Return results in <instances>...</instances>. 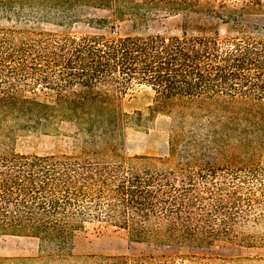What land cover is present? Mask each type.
I'll return each mask as SVG.
<instances>
[{
    "label": "trees",
    "instance_id": "trees-1",
    "mask_svg": "<svg viewBox=\"0 0 264 264\" xmlns=\"http://www.w3.org/2000/svg\"><path fill=\"white\" fill-rule=\"evenodd\" d=\"M241 1L240 10L264 12V0ZM75 5L112 9L118 18L214 11L211 0H0V12L19 16ZM225 9L216 16L235 22L238 10ZM104 23L97 21L96 28ZM182 26L180 34L81 36L0 27V119H80L86 141L94 142L111 138L121 128L119 119L140 126L159 113L184 116L195 105L224 131L188 140L176 133L168 158H124L111 142L73 154L0 152V233L35 237L62 251L80 223L95 218L126 231L131 241L156 247H203L218 239L264 245V165L236 164L241 155L264 152V135L229 134L237 121L264 120L263 28L238 29L221 39ZM132 82L153 91L147 116L118 107L120 91ZM37 86L53 91V100L26 95ZM213 155L227 161L213 162ZM244 262L187 255L180 264ZM66 263L179 264L164 254L71 259L65 252Z\"/></svg>",
    "mask_w": 264,
    "mask_h": 264
},
{
    "label": "rangeland",
    "instance_id": "rangeland-1",
    "mask_svg": "<svg viewBox=\"0 0 264 264\" xmlns=\"http://www.w3.org/2000/svg\"><path fill=\"white\" fill-rule=\"evenodd\" d=\"M213 12L200 11L185 16L148 13L144 17L125 14L118 18L112 9H101L89 5L39 8L35 12H21L19 16L0 12V27L31 28L37 32L57 35L81 36L102 33L110 35H144L149 33L180 34L183 24L205 32L216 33L223 39L236 35L238 29L251 31L253 27L263 28L264 12L240 10L241 0H211ZM225 7H234L235 22L223 23L216 15L225 13ZM105 20L104 27L96 28V22ZM113 27V29H112ZM37 96L40 100L52 101L53 91L37 86L26 95ZM153 91L145 84L132 82L118 95V107L123 113L133 114L143 111L152 104ZM204 109V110H203ZM205 107L191 106L184 116L156 114L152 119H143L140 126L135 119H119L121 128L111 138L96 137L94 142L86 141V134L77 125L80 119H0V152L14 151L21 154H73L82 149H105L111 142L115 152L126 158L134 155H147L168 158L169 140L179 133L182 139L189 136L212 132L220 133L216 119L203 117ZM194 114L195 118L190 117ZM202 116V117H197ZM226 122V119H220ZM213 123V125H211ZM182 127V131L178 128ZM232 136L264 135V120L237 121L229 126ZM212 161L223 164L227 158L213 155ZM236 164L264 165V152L255 155H241ZM65 252L71 259H82L89 255H114L136 257L148 254L175 256L180 264L187 255L212 256L231 259H245L244 264H264V245L246 243L233 239H218L210 245L193 247L187 245L152 246L131 241L126 231L109 225L100 219H87L80 223L74 232L69 247L58 251L54 246L42 244L38 238L0 233V264H65ZM53 259L46 260L45 256ZM61 255H63L61 257ZM42 259V260H38ZM45 260V261H43ZM68 264V263H66Z\"/></svg>",
    "mask_w": 264,
    "mask_h": 264
}]
</instances>
